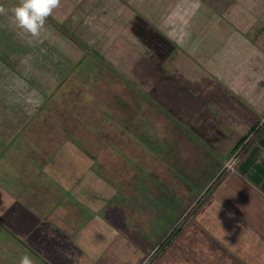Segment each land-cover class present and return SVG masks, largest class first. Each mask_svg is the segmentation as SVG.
Wrapping results in <instances>:
<instances>
[{
    "label": "crops",
    "instance_id": "obj_1",
    "mask_svg": "<svg viewBox=\"0 0 264 264\" xmlns=\"http://www.w3.org/2000/svg\"><path fill=\"white\" fill-rule=\"evenodd\" d=\"M80 1L61 0L60 6L65 2L71 17ZM7 2L13 51L4 49L24 57L0 63V264H20L24 255L34 264L148 261L168 236L158 232L172 231L178 222L167 204L139 207L138 199L151 196L142 189L158 188V181L170 194L162 183L173 176L153 174L163 163L153 155L164 151H180L178 165L204 170L209 182L237 156L211 201L196 220L188 219L181 256L168 258L264 264V42L255 46L239 30L256 7L264 18V0H234L241 10L230 17L206 0H184L158 18L128 16L126 3L118 6V19L101 15L92 33L88 18L52 13L39 37L15 26L11 10L19 0ZM58 21L82 22V39L96 34L101 61ZM134 41L166 59L181 47L176 56L187 71L171 79L159 58H137ZM209 127L213 134L218 130L219 147L216 138L208 143Z\"/></svg>",
    "mask_w": 264,
    "mask_h": 264
},
{
    "label": "rangeland",
    "instance_id": "obj_2",
    "mask_svg": "<svg viewBox=\"0 0 264 264\" xmlns=\"http://www.w3.org/2000/svg\"><path fill=\"white\" fill-rule=\"evenodd\" d=\"M7 1L8 0H0V5H3L6 12H7L8 5H9V2H7ZM183 1L184 0H155V2H154L155 6L150 7L149 0H81L79 2L78 11L74 16H71V17L69 16L70 11L66 10L67 5L64 4L65 2L62 3V5L59 6L58 8L54 9L52 13L55 14V16H57L56 18H59V17H61V18H85V19L88 18V20H91L89 28H88V32L92 33L93 28L97 29L98 26L96 25V22H98L101 15L110 14L113 16L112 18L118 19L117 18V14H118V10H119L118 6H122L126 3H127V8L129 9V10H127L128 16L130 14H135V13L137 15L143 16V17L148 16L150 14L151 15L154 14L153 18H158V14H161V11L163 13L164 12L169 13L171 6L174 5L176 7L177 4L179 5L181 3H184ZM206 1L208 3H210L215 8V10L217 12H222V14L227 15V16L229 15V17L231 15H235L236 12H239L241 10L240 8L239 9L236 8V6H233L234 0H206ZM243 8H245V7H243ZM152 9H153V11H152ZM261 10H262L261 7H256L253 10H251L252 13H254L255 17L252 18L250 21L244 22V26L246 27L245 29L243 27H239L240 31H245L243 34L245 35L246 38L248 37V39H250L255 46L261 45L262 41L264 42V18L262 17V11ZM6 12H5V14H0V63H5L7 61L13 62V63H19L23 59L24 55H19L16 53L10 54V53H7V51H5L6 49H4L6 46L7 49L13 51V48L10 46V44L13 42V40L8 39L9 38V26H8L9 24L7 23V20L9 18V16ZM86 15H87V17H86ZM48 18L53 20V18L51 16H49ZM115 22H117V21H115ZM83 23H85V22H83ZM94 23L96 26H94ZM57 25L59 27L65 28L66 29V31L64 30L65 34L69 35V38L70 37L75 38L77 42H79L81 45H84L86 47L85 48L86 50L88 49L89 51H91V55H93L94 57H96L97 59H99L101 61V57H102L101 51L98 50L101 48L100 38H98V37L96 38V34L95 35L92 34V35H90L89 39L88 38L82 39V37H81L82 33H81V29H80L83 25L82 22L81 23L79 22L77 24L75 23L74 25H72L70 23L63 24L61 21H58ZM75 27L77 29H73ZM92 36H94V37H92ZM129 36L132 37L131 34ZM132 39L135 40L136 38L134 39L132 37ZM136 40L139 42L138 39H136ZM15 41H16V43H15ZM15 41H14L15 44H17V42H18V44L20 45V43H19L20 41L18 39H15ZM137 41H134L138 45V47H137L138 49H136L137 53H138L137 58L140 56V57H144L145 59H149L146 56V54H149L150 50L147 47L138 43ZM180 48H179V46L176 45V51H178V52H176V54H174L172 58L169 57L167 59L159 57L157 54L155 55V53L153 51L149 54V55H151V57L154 58V60L155 59L157 60L159 58L157 60L158 63L156 61L155 62L157 63V65L159 67L164 65L163 69H165V71L168 72V76H170V78L173 80L174 79H180V77H178V76H180L181 74H184L183 71H187L185 69L182 71V68L180 65L181 59L177 58V56L178 57L181 56V50L182 49H180ZM63 73L65 75H68V73L66 71H63ZM196 74H197L196 71L191 72V75H196ZM191 75L188 74L187 76H189L190 78H196V77L191 76ZM70 83H71V81L69 80L66 82L65 85H70ZM62 88H65V87H61L60 89L56 90L54 93H52V96L53 97L58 96L60 94ZM28 93H29V95H31V89H30V91H28ZM187 128H188V126H187ZM188 129H190V128H188ZM212 131L214 132L213 127L212 128L209 127L205 130V137L207 135V139H208L209 144L212 143L213 138H216L219 136L218 130H216L217 134L216 133L213 134ZM195 132H196V130L190 129L188 135L190 137H193V136L196 137L197 134H195ZM192 133H194V134L192 135ZM220 145L221 144L218 142V139L216 142L214 141V146L219 147ZM160 153L161 154L157 153V155H155V156L153 155V158L157 157V158L163 159V163H161V165L155 167V170H153V174L159 175L158 178H164V180L166 178H168V176L169 177L173 176V180H170L169 182H163L162 186L163 187L165 185L168 186V193H170L174 197H172L173 199H171L170 194H168V196H167L165 194V192L162 191L161 188H159V187H161V183L158 181L157 182L158 188H156V184H153V186L147 188V190L143 191V189H142L143 194L148 193L151 196L148 195L149 197H147V195H144V197H141V199H138L139 200V207L142 208V210H145L148 207H157L158 209H160L162 206L167 204L168 206H171L172 208H174L175 212H177V213H174V219H176L175 222L178 221L177 224L175 225V227L178 226L179 228H184V230H186L187 225H188V219L189 218L191 219V217H193L198 212V210L200 209V207L202 205H205V204L207 205L208 200L211 201L210 196L212 195L214 190L217 188V186L222 182V180L228 174V172L233 168V164L236 161L237 156L234 157L233 161H230L229 163H227V166L223 168V170L220 172V174L217 175L211 182H209V179L211 178V176L208 174L206 177H203L205 175L204 170H202V169L198 170L197 167H190V169L189 168H182L181 166L178 165L179 157L181 154L180 151H171V152L164 151V152H160ZM163 154H164L165 159H164V157H161V155H163ZM207 157L212 158V155L207 153ZM166 164L169 166H166ZM201 168H203V166ZM186 170L188 171L189 175H187ZM182 172H183V174H182ZM197 172L198 173L200 172L202 177L197 176V174H198ZM207 172L213 173V172H215V168L214 167H206V173ZM181 175H183L185 177L187 176V179L189 180V182H187L186 178L181 179V177H180ZM162 176H164V177H162ZM153 179H154V177H153ZM202 180H203V182H200ZM145 185H147V184H145ZM181 191H182V195H184V197L181 195L182 199H180L181 197L180 198L177 197L178 194H181ZM186 191H189L188 192L189 200L185 199L186 198V196H185ZM196 191H198V192H196ZM139 214L141 215V211H139ZM157 216L159 218L162 217L160 212ZM172 216H173V213L171 211V214H169L167 216V218H171ZM147 217H148V213L145 215H142L143 220H146ZM193 220H196V216H194L191 221H193ZM185 221H186V223H185ZM161 224H162V226L168 225V223H166V222H161ZM189 224H190V222H189ZM158 225L160 226V223ZM171 233H172L171 230H169L167 232L159 231L158 235H159V237L161 234L164 236L168 235L167 237H169ZM145 234H146V232L144 230L143 235H145ZM181 236H182V234H180L175 239L173 238L174 237L173 236L171 238V241H170V243L173 242V247L171 246L169 250H165L166 252L165 251L161 252L156 257V259H154V261L151 264H167V263L168 264H181V262L179 261L180 257L177 259V262H175V263L172 262L173 261L172 259L168 258V256H175V254H176V258L178 256H181L182 249H183L182 241H180ZM145 249L150 251L153 249V247L152 248L145 247ZM142 258H144V255H142ZM158 258H159V260H158ZM176 258H175V260H176ZM146 262H147V260H145V258H144L141 264H146ZM148 264H150V262Z\"/></svg>",
    "mask_w": 264,
    "mask_h": 264
},
{
    "label": "clouds",
    "instance_id": "obj_3",
    "mask_svg": "<svg viewBox=\"0 0 264 264\" xmlns=\"http://www.w3.org/2000/svg\"><path fill=\"white\" fill-rule=\"evenodd\" d=\"M60 3L61 0H19V5L11 10L13 22L24 33L39 37L47 18L60 6ZM5 12V8L0 6V14ZM20 264H34V261L31 256L24 255Z\"/></svg>",
    "mask_w": 264,
    "mask_h": 264
},
{
    "label": "trees",
    "instance_id": "obj_4",
    "mask_svg": "<svg viewBox=\"0 0 264 264\" xmlns=\"http://www.w3.org/2000/svg\"><path fill=\"white\" fill-rule=\"evenodd\" d=\"M184 228H179L178 226H176L173 230H172V233L170 234L169 237H167L160 245L159 247L156 249L155 253L149 258V260L146 262V264H148L149 262H151L156 256L157 254H160L159 252L162 250V248L165 246V244L173 237L174 239L176 237H178L182 231H183ZM169 245V244H168ZM167 245V246H168ZM167 248V247H166ZM166 248L162 251L164 252L166 250Z\"/></svg>",
    "mask_w": 264,
    "mask_h": 264
},
{
    "label": "water",
    "instance_id": "obj_5",
    "mask_svg": "<svg viewBox=\"0 0 264 264\" xmlns=\"http://www.w3.org/2000/svg\"><path fill=\"white\" fill-rule=\"evenodd\" d=\"M170 241H171V239L165 244V246L162 248V250L159 253H161L167 247V245L170 243ZM157 255H159V254H157ZM154 259L150 262V264L154 261Z\"/></svg>",
    "mask_w": 264,
    "mask_h": 264
}]
</instances>
